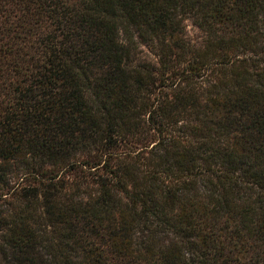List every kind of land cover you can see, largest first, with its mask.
Instances as JSON below:
<instances>
[{
    "label": "trees",
    "instance_id": "obj_1",
    "mask_svg": "<svg viewBox=\"0 0 264 264\" xmlns=\"http://www.w3.org/2000/svg\"><path fill=\"white\" fill-rule=\"evenodd\" d=\"M246 129L264 0H0V264H264Z\"/></svg>",
    "mask_w": 264,
    "mask_h": 264
},
{
    "label": "rangeland",
    "instance_id": "obj_2",
    "mask_svg": "<svg viewBox=\"0 0 264 264\" xmlns=\"http://www.w3.org/2000/svg\"><path fill=\"white\" fill-rule=\"evenodd\" d=\"M186 31L189 38L194 41H197L201 37V30L194 23H192L191 20H186ZM142 48L143 52L141 58L155 61L154 54L150 52L145 46H143ZM243 143L245 148L251 154H254L257 151H264V137L262 135H256L253 137L252 135H250L248 129L244 131ZM97 224L98 226H100V230H108L107 226H105L101 222H97Z\"/></svg>",
    "mask_w": 264,
    "mask_h": 264
}]
</instances>
